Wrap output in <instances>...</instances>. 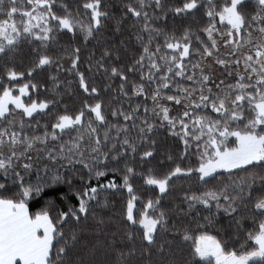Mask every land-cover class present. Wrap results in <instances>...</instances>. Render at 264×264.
I'll return each mask as SVG.
<instances>
[{
	"label": "snow or ice",
	"instance_id": "obj_1",
	"mask_svg": "<svg viewBox=\"0 0 264 264\" xmlns=\"http://www.w3.org/2000/svg\"><path fill=\"white\" fill-rule=\"evenodd\" d=\"M0 264H264V0H0Z\"/></svg>",
	"mask_w": 264,
	"mask_h": 264
}]
</instances>
